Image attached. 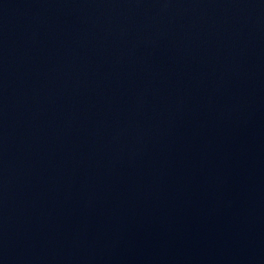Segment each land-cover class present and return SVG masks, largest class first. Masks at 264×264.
<instances>
[{
    "label": "water",
    "instance_id": "obj_1",
    "mask_svg": "<svg viewBox=\"0 0 264 264\" xmlns=\"http://www.w3.org/2000/svg\"><path fill=\"white\" fill-rule=\"evenodd\" d=\"M0 264H264V0H0Z\"/></svg>",
    "mask_w": 264,
    "mask_h": 264
}]
</instances>
